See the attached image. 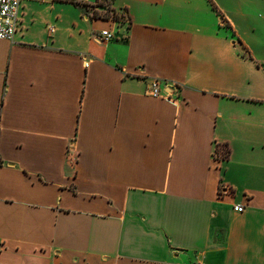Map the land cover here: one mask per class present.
<instances>
[{"label": "crops", "instance_id": "1", "mask_svg": "<svg viewBox=\"0 0 264 264\" xmlns=\"http://www.w3.org/2000/svg\"><path fill=\"white\" fill-rule=\"evenodd\" d=\"M110 6L0 39V264H264V0Z\"/></svg>", "mask_w": 264, "mask_h": 264}, {"label": "built area", "instance_id": "2", "mask_svg": "<svg viewBox=\"0 0 264 264\" xmlns=\"http://www.w3.org/2000/svg\"><path fill=\"white\" fill-rule=\"evenodd\" d=\"M26 1L28 0H0V39L14 40L16 34L22 29L21 8ZM100 35L105 40L114 37L108 29L102 30ZM148 93L152 96L162 95L159 80L150 82ZM244 208V204L234 205L236 211H243Z\"/></svg>", "mask_w": 264, "mask_h": 264}, {"label": "rangeland", "instance_id": "3", "mask_svg": "<svg viewBox=\"0 0 264 264\" xmlns=\"http://www.w3.org/2000/svg\"><path fill=\"white\" fill-rule=\"evenodd\" d=\"M96 2L104 7H102L101 9H98L94 14L96 16H101V17H105V16H111L114 17V15L117 12H114L113 10H111V0H96Z\"/></svg>", "mask_w": 264, "mask_h": 264}, {"label": "trees", "instance_id": "4", "mask_svg": "<svg viewBox=\"0 0 264 264\" xmlns=\"http://www.w3.org/2000/svg\"><path fill=\"white\" fill-rule=\"evenodd\" d=\"M113 11L116 12L115 10H113ZM105 17L107 18V17H110V16H105ZM114 18H116V19H120L119 14L116 13V14L114 15ZM227 153H228V152H225L223 156L225 157V156L227 155Z\"/></svg>", "mask_w": 264, "mask_h": 264}]
</instances>
